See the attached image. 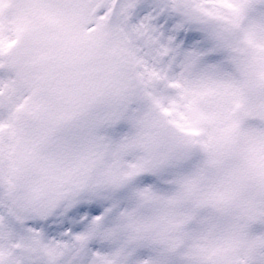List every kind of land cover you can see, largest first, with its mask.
Listing matches in <instances>:
<instances>
[{
  "label": "snow or ice",
  "instance_id": "6c2138e0",
  "mask_svg": "<svg viewBox=\"0 0 264 264\" xmlns=\"http://www.w3.org/2000/svg\"><path fill=\"white\" fill-rule=\"evenodd\" d=\"M0 264H264V0H0Z\"/></svg>",
  "mask_w": 264,
  "mask_h": 264
}]
</instances>
